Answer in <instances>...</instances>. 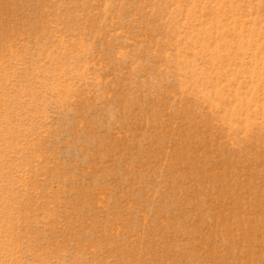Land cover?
<instances>
[{
  "label": "rangeland",
  "instance_id": "1",
  "mask_svg": "<svg viewBox=\"0 0 264 264\" xmlns=\"http://www.w3.org/2000/svg\"><path fill=\"white\" fill-rule=\"evenodd\" d=\"M0 264H264V0H0Z\"/></svg>",
  "mask_w": 264,
  "mask_h": 264
}]
</instances>
